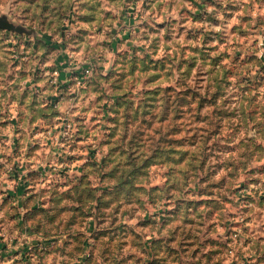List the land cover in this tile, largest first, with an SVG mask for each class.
<instances>
[{
  "label": "rangeland",
  "instance_id": "obj_1",
  "mask_svg": "<svg viewBox=\"0 0 264 264\" xmlns=\"http://www.w3.org/2000/svg\"><path fill=\"white\" fill-rule=\"evenodd\" d=\"M0 17V264H264V0Z\"/></svg>",
  "mask_w": 264,
  "mask_h": 264
},
{
  "label": "water",
  "instance_id": "obj_2",
  "mask_svg": "<svg viewBox=\"0 0 264 264\" xmlns=\"http://www.w3.org/2000/svg\"><path fill=\"white\" fill-rule=\"evenodd\" d=\"M0 28L15 29L14 24L0 17Z\"/></svg>",
  "mask_w": 264,
  "mask_h": 264
},
{
  "label": "built area",
  "instance_id": "obj_3",
  "mask_svg": "<svg viewBox=\"0 0 264 264\" xmlns=\"http://www.w3.org/2000/svg\"><path fill=\"white\" fill-rule=\"evenodd\" d=\"M8 238H11V243H16V244H20V243H22L21 242V239H24V241H25V239L27 238V236H22V237H20V236H17V237H14V238H12V237H8ZM16 238V239H15ZM18 238V239H17ZM7 241V237H5V242Z\"/></svg>",
  "mask_w": 264,
  "mask_h": 264
}]
</instances>
